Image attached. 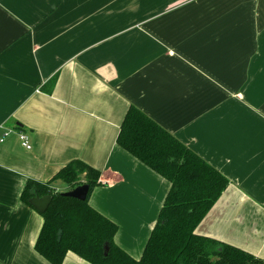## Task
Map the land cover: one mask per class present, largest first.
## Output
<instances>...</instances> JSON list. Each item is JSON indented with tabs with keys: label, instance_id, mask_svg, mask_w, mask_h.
<instances>
[{
	"label": "crops",
	"instance_id": "1",
	"mask_svg": "<svg viewBox=\"0 0 264 264\" xmlns=\"http://www.w3.org/2000/svg\"><path fill=\"white\" fill-rule=\"evenodd\" d=\"M131 105L228 179L197 232L264 259V0H0V264H50L20 195L73 159L142 255L169 182L116 142Z\"/></svg>",
	"mask_w": 264,
	"mask_h": 264
},
{
	"label": "trees",
	"instance_id": "2",
	"mask_svg": "<svg viewBox=\"0 0 264 264\" xmlns=\"http://www.w3.org/2000/svg\"><path fill=\"white\" fill-rule=\"evenodd\" d=\"M119 147L156 172L169 189L142 255L132 257L114 241L118 225L88 203L100 185L99 169L80 159L61 167L41 183L28 179L21 201L51 195L34 244L50 264H62L74 253L90 264H264V259L240 247L197 232L210 209L228 187V179L139 108L129 106L116 138ZM55 180L68 189L86 183L80 201L52 189Z\"/></svg>",
	"mask_w": 264,
	"mask_h": 264
},
{
	"label": "water",
	"instance_id": "3",
	"mask_svg": "<svg viewBox=\"0 0 264 264\" xmlns=\"http://www.w3.org/2000/svg\"><path fill=\"white\" fill-rule=\"evenodd\" d=\"M88 190H89L88 184L81 183V184L74 186L73 188L69 190L61 192V194L63 196H67V197H71V198H74L80 201H84L87 197ZM51 199H52L51 195H44L41 197L34 196L29 199V204L33 208H35L39 213H43L47 209Z\"/></svg>",
	"mask_w": 264,
	"mask_h": 264
},
{
	"label": "built area",
	"instance_id": "4",
	"mask_svg": "<svg viewBox=\"0 0 264 264\" xmlns=\"http://www.w3.org/2000/svg\"><path fill=\"white\" fill-rule=\"evenodd\" d=\"M7 134V133H5ZM18 139L20 141V144L27 150L31 148L30 142H29V137L25 132L22 131H17ZM2 141V139H0Z\"/></svg>",
	"mask_w": 264,
	"mask_h": 264
},
{
	"label": "rangeland",
	"instance_id": "5",
	"mask_svg": "<svg viewBox=\"0 0 264 264\" xmlns=\"http://www.w3.org/2000/svg\"><path fill=\"white\" fill-rule=\"evenodd\" d=\"M59 184H60V188H58V190H57L59 192H62L63 190H65L66 188H68V185H66V184H64L62 182H59Z\"/></svg>",
	"mask_w": 264,
	"mask_h": 264
}]
</instances>
